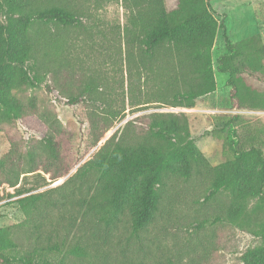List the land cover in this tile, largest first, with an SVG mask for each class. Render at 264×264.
Here are the masks:
<instances>
[{
    "label": "trees",
    "instance_id": "obj_1",
    "mask_svg": "<svg viewBox=\"0 0 264 264\" xmlns=\"http://www.w3.org/2000/svg\"><path fill=\"white\" fill-rule=\"evenodd\" d=\"M131 2L136 11L125 29V62L141 88L129 86L128 106L138 109L152 103L192 109L198 99L216 90L211 53L219 25L209 0H175L172 8L165 0ZM0 17V125L20 122L42 135L38 147L31 144L24 154L10 151L0 158V185L14 188L21 176L55 182L71 170L56 141L60 128L55 118L37 113L32 98L24 102L17 91L35 88L40 81L36 73L28 74L30 61L40 53L47 57L44 64L50 61L45 51L49 42L35 26L69 27L79 19L49 0H0ZM215 68L227 75L233 109L264 112V43L259 34L236 43L224 36V53ZM95 84L90 80L81 92L91 102L100 100L92 93ZM76 103L73 98L68 105ZM118 116L111 112L109 120L91 118L94 127L102 125L94 133V144ZM140 118L144 126L128 122L62 185L16 201L26 218L30 250L26 256L14 255V232L2 229L0 264H65L71 256L97 252L98 239L120 227L126 225L136 235L160 212L164 195L168 203L172 197L167 192L192 179L205 184L210 196L228 194L229 202L216 222L225 221L258 240L241 254V264H264L263 134L240 115L226 117L225 148L230 156L211 166L190 137L185 113ZM16 193L22 195L21 190Z\"/></svg>",
    "mask_w": 264,
    "mask_h": 264
},
{
    "label": "rangeland",
    "instance_id": "obj_2",
    "mask_svg": "<svg viewBox=\"0 0 264 264\" xmlns=\"http://www.w3.org/2000/svg\"><path fill=\"white\" fill-rule=\"evenodd\" d=\"M49 1L74 12L79 23L69 27L35 26L49 42L45 51H49L50 61L44 64L47 57L41 53L35 62L30 61L26 65L30 69L28 74L36 73L40 81L35 88L27 87L17 93L24 102L32 98L39 115L56 119L60 128L56 141L71 170L55 182L47 180L48 184L30 177L22 180L21 176L14 188L0 185V230L10 228L14 232V242L18 244L13 252L16 256H26L31 246L24 224L26 218L16 201L62 185L115 132L120 135L128 122L139 127L144 126L140 117L145 114L185 113L190 137L211 166L219 165L230 156L225 148L226 117L240 115L264 136V112L233 109L228 97L227 75L215 68L216 59L224 53V36L236 43L259 34L264 43V0H209L219 25L211 53L216 90L198 99L192 109L152 103L139 105L138 109L128 106L129 86L141 88V83L134 80L135 74H128L125 62V29L130 27V18L136 11L131 0ZM174 3L175 0H165L168 8ZM90 80L96 83L92 93L99 101L91 102L81 95ZM139 92L134 93L136 97H141ZM73 98L78 103L68 105ZM111 112H118V119L94 144V133L102 125L94 127L90 124L91 118L109 120ZM41 138L40 132L27 130L20 122L3 123L0 158L10 151L24 154L31 144L38 147ZM178 186L175 192H167L172 197L168 203L164 195L160 212L145 230L133 235L126 225L120 227L104 240L98 239L97 252L88 250V255L82 258L71 256L65 264H241V254L258 240L225 221L216 222L229 202L228 194L220 192L210 196L207 186L196 179ZM17 189L22 195H17Z\"/></svg>",
    "mask_w": 264,
    "mask_h": 264
}]
</instances>
